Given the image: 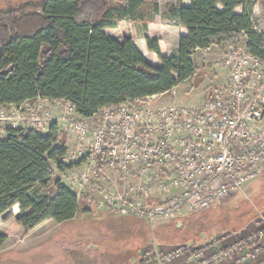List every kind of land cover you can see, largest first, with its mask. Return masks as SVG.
<instances>
[{"label": "trees", "instance_id": "16d2710c", "mask_svg": "<svg viewBox=\"0 0 264 264\" xmlns=\"http://www.w3.org/2000/svg\"><path fill=\"white\" fill-rule=\"evenodd\" d=\"M171 12L188 35L181 37L174 57L162 54L159 39L147 37L149 50L162 61L156 67L131 37L117 40L106 33L121 22L155 24L156 3L117 0L108 7L104 0H31L0 9V105L66 101L90 118L193 79L198 50L246 37L248 51L264 60V33L255 30L250 0H191L189 7L180 2ZM69 153L58 123L44 131L9 128L0 137V217L14 218L0 233V249L18 227L29 233L46 221L64 224L76 218L82 197L59 176L77 166L66 164ZM105 167L101 162L100 169ZM15 207L17 215L10 213Z\"/></svg>", "mask_w": 264, "mask_h": 264}, {"label": "built area", "instance_id": "2783aa9c", "mask_svg": "<svg viewBox=\"0 0 264 264\" xmlns=\"http://www.w3.org/2000/svg\"><path fill=\"white\" fill-rule=\"evenodd\" d=\"M215 65L227 70V83L212 90L200 105H162L152 96L83 118L70 102L38 98L36 106H31L34 101L0 105V125L6 126L5 133L24 126L43 131L60 122L48 106L63 104L64 120L78 142L69 155L80 156L88 148L95 169L105 162L127 177L152 171L161 203L144 199L150 180L135 197L107 193L99 207L108 206L154 230L210 210L264 174V60L251 54L245 43L230 48ZM263 237L264 230L239 243L238 249L251 250L248 257L255 259L264 252ZM198 249L183 247L167 255L156 251L153 263L166 264L189 252L195 256L193 264H219L227 257L208 258Z\"/></svg>", "mask_w": 264, "mask_h": 264}, {"label": "rangeland", "instance_id": "374dc122", "mask_svg": "<svg viewBox=\"0 0 264 264\" xmlns=\"http://www.w3.org/2000/svg\"><path fill=\"white\" fill-rule=\"evenodd\" d=\"M26 1L31 0H0V9L20 7ZM104 1L108 7L117 4V0ZM167 1L161 0L163 5ZM251 8L255 30L264 33V3L261 4L260 0H252ZM131 25L132 23L121 22L117 29H108L106 33L112 38L120 40V37H127V34L131 33L133 29ZM244 45L245 40L240 38L232 40L231 44L214 48L210 52H201L195 57L198 64L195 77L178 89L173 90L168 98L162 100L157 98L156 101L162 105L172 101H174L172 104H181L177 102L179 99L186 95H190V97L192 95L193 100L189 104L200 105L197 103H203L209 96L205 99V92L210 93L215 88L225 86L227 83L225 71L222 70V67L215 65L217 59L222 57L230 48ZM195 99H202V102H197ZM36 105H38L36 102L31 104V106ZM49 107L56 119L65 117L63 104L51 103ZM61 122L63 121H60L59 124L61 126L60 131L65 136L70 151L74 152L78 149V142L71 135L68 123ZM4 129H6V126L0 125V137L6 135L3 132ZM89 151L88 148H85L80 156L68 155L65 160L66 164H76L77 166L66 173L59 174L62 182L74 190L79 197H82L77 219L82 221L90 218L101 220L105 219L107 214L120 216L117 212L110 210L108 206L99 207L100 203L105 201L106 194L111 192L118 195L121 192H126L135 197L139 187H146L150 180L153 181L151 185L146 187L149 194L144 196L145 201L155 204L163 201V198L158 196L157 185L153 179L155 176L152 175V171L145 176L127 177L116 168L105 167L100 170L97 167L95 169ZM82 175H86V178L84 179ZM251 183L247 184L239 193L229 196L225 201L208 211L196 212L171 223L159 224L154 230L137 219H133L130 225L120 222V261L123 258L126 263L133 260L134 264H155L153 258H155L156 251L159 255H167L178 248L192 247L193 251L202 248L208 258H212L215 254L227 255L219 264L260 263L264 260V252L255 259H251L248 257L251 250L238 249L239 243L264 230V201H261L258 197L259 194L264 193V185L260 186L258 184L251 191L248 188ZM86 209L91 210L86 213ZM19 210V207H15L10 213L17 215ZM8 216L9 214L0 217V233H3L9 224L14 221V218L6 220ZM59 228L58 223L50 220L29 233H26L22 228L13 230L9 234L6 244L0 249V264H7L11 259H18L19 261L22 257L27 258L29 264H50L49 262L53 260V257L59 260V264H71L69 261L70 256L74 255L72 248L69 249L64 243L59 248L50 244L47 245L48 242L51 243L52 238L50 237L58 232ZM105 229L97 226L94 230L103 232ZM85 231L86 228H81L82 239H79L76 243L78 248L81 240L84 241L85 239ZM79 235L77 234L78 237ZM78 237H76V240H78ZM76 240L72 241V244L75 245ZM262 243L264 244V240H262ZM78 251L80 252L81 249L77 250V258L81 255ZM194 258V254L189 252L173 261L189 259V262L193 264L196 262Z\"/></svg>", "mask_w": 264, "mask_h": 264}, {"label": "crops", "instance_id": "0c3cea01", "mask_svg": "<svg viewBox=\"0 0 264 264\" xmlns=\"http://www.w3.org/2000/svg\"><path fill=\"white\" fill-rule=\"evenodd\" d=\"M147 1L150 3H156L159 6V13L155 16V24L150 25L148 28H145L140 23H134L131 25L133 28L131 30V33L127 34V36L131 37L133 39V42L136 45V47L138 48V50L141 52V54L145 57V59L151 65L156 66V67H160V66H162V61L155 52H152L149 50L146 38L148 37L151 40L159 39L161 52L164 56H166V57L177 56L180 39H181V37L187 36L188 31L185 27H183L179 24L178 19L175 18L174 13H172L171 11L173 9L177 8L180 5V2L184 7H189L191 5V0H168L167 3H165L164 5L161 2V0H147ZM250 1H252V0H250ZM163 8H165V10H163ZM218 8L220 10H223V7L221 5H218ZM236 13L239 15L242 14L243 8L242 7L237 8ZM242 38L245 40V43H246V41H247L246 37H242ZM121 39H122V37H120V40ZM231 43H232V41H230L224 45H228ZM217 47H219V46H213L212 48H210L208 50L196 51L193 58H194V61L197 65V68H198V64L195 60V57L197 55H199L201 52H207V51L210 52L212 49L217 48ZM222 70L225 71L226 77L228 78L227 70L225 68H223ZM190 80H188V81H190ZM188 81H186L185 83H187ZM180 86L181 85L175 87L173 90L178 89ZM173 90H171L170 92L165 93V94L156 95V99L160 98V100H162V99L168 98L169 96H171V93H173ZM208 95H209V92H207V93L205 92V94H204L205 99ZM202 99L201 100L195 99V100L197 102H202ZM192 100H193L192 95H191V97H190V95H188V96L186 95L183 98L179 99V101H177V102L182 103V104H189V103H191ZM34 102H37V100ZM173 102L174 101L169 102V103H164V104L170 105ZM197 104H202V103H197ZM63 116H64V114H63ZM58 119L60 121L65 122L63 117L62 118L58 117ZM63 122H61V123H63ZM59 124H60V122H59ZM26 127L27 126H24L23 128H26ZM59 128L61 130L60 125H59ZM71 133H72L71 135L73 136V138L75 140H77V136L72 129H71ZM257 181H255L249 185V187H248L249 190H251V191L254 190L258 186V184H260V186L264 185V174ZM258 197L260 198L261 201H264V193L263 192L261 194H259ZM90 210L91 209H86L85 211H86V213H89ZM77 216H78V214H77ZM77 216L71 222H67L64 224L58 223L60 225V228L58 229V232L54 233V235L52 237H50V238H52L50 240L51 243L48 242L47 245L50 244L53 247L59 248L60 246H62V243H64V244H66V246L69 249L72 248L74 251V253H73L74 255L70 256L69 261L71 264H134L133 260H129L126 263V261H124L125 259L123 260V258H122L120 261V256H121L120 255V252H121L120 251V222L127 223L130 225V223L133 222L132 221L133 218H127V217H121V216H117V215L107 214L105 219L103 218L101 220H97L94 218H90V219H86V220L82 221L80 219H77ZM186 217H188V216H186ZM100 222H102V223H100ZM104 222H105V224H103ZM140 222H142V221H140ZM142 223L145 225L144 222H142ZM97 226H100L102 229H105V227H106V229L103 232H101L99 230H94ZM18 228H22V227H18ZM81 228H86V231L84 234L85 239H84V241L81 240L80 247L78 248V245L76 243H77V241H79V239H82L81 238L82 237ZM36 229H34V230H36ZM77 234L78 235L80 234L79 237L77 236ZM76 237H78V240H76ZM75 240H76V242L74 245V244H72V241H75ZM203 243H205V242L203 241ZM70 244H72V245H70ZM78 249H81L80 252L78 251L81 255H79L77 258L76 253H77ZM58 261L59 260H56L55 257H53V260H50L49 263L50 264H59L60 262H58ZM29 263L30 262L27 258L22 257L19 261H18V259H11L7 264H29ZM166 264H191V263L189 262V259H184L181 261L180 260L179 261H172V262H169ZM258 264H264V260H262Z\"/></svg>", "mask_w": 264, "mask_h": 264}]
</instances>
